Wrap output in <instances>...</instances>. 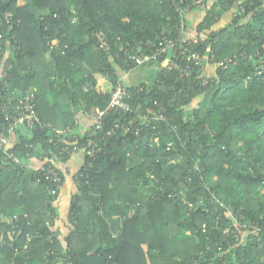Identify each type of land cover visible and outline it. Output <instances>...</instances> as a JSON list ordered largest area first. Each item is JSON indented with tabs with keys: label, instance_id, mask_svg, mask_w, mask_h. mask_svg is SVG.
Returning <instances> with one entry per match:
<instances>
[{
	"label": "trees",
	"instance_id": "1",
	"mask_svg": "<svg viewBox=\"0 0 264 264\" xmlns=\"http://www.w3.org/2000/svg\"><path fill=\"white\" fill-rule=\"evenodd\" d=\"M200 9L204 18L189 28L188 14ZM0 20V74L23 94L38 88L40 118L0 151V264H264V0H0ZM183 22L180 42L212 68L182 55L179 70L167 69L169 51L147 63L157 67L153 82L124 85L119 70H137L125 52L150 53L148 42L175 40ZM191 30L195 43L186 39ZM97 75L121 82L132 110H113L103 130L73 135L76 111L110 105L113 91H99ZM159 105L169 125L105 136ZM65 143L103 147L95 160L84 155L75 175L69 236L56 228L63 172L52 183L41 176L45 163L72 158L61 154ZM235 219L263 231L233 242L224 231Z\"/></svg>",
	"mask_w": 264,
	"mask_h": 264
},
{
	"label": "built area",
	"instance_id": "2",
	"mask_svg": "<svg viewBox=\"0 0 264 264\" xmlns=\"http://www.w3.org/2000/svg\"><path fill=\"white\" fill-rule=\"evenodd\" d=\"M198 2H194L193 4H198ZM178 10H182L183 14H187L189 12L190 5L186 7H180L176 4ZM12 15L6 14L5 19L6 22L9 23L11 21ZM4 26L3 20H0V64L4 61L3 51V43H4V35L1 31V28ZM185 32V22L182 23L180 28V33L175 40H167L163 43L162 46H155L151 42H148V46L153 47L150 53H140L139 55H133L130 52H125L126 63L129 61H133L135 69L141 68L149 62H153L159 60L164 55H167L169 51L173 52L172 56H169L164 63L167 69H180V65L178 61H180L182 55H188V60L195 62L197 65L204 70V58L193 55L190 56L189 50L186 45L180 42L181 37H183ZM100 49L108 50L109 49V38L106 34L100 33ZM197 42L194 40V43ZM60 43L57 41L56 44ZM55 46H51L53 49ZM175 50V52H174ZM7 54V53H6ZM185 60V58H184ZM163 63V64H164ZM226 62H221V66L226 67ZM191 72V66L188 65L186 70L184 71V75L189 76ZM183 75V76H184ZM8 73L7 71L1 72L0 77L4 79L3 90L5 92L4 97H2V101L0 102V151L3 150L6 152V149L11 148L14 145L15 140L17 139L16 133L18 131H22L23 133L29 135L32 130L35 129L36 125H40V118L37 113L36 107V96L35 90L31 92L28 91L27 94H23L19 89L13 88L12 84L7 81ZM207 82H204L206 85ZM131 95L128 93L127 89L123 86L121 82H118L112 93L111 102L108 108L99 109L94 108L88 114V117L93 121L94 129L97 131H101L105 125V119L108 114L115 111H124L130 112L132 110L131 104L129 103V99ZM137 119H141L142 122L140 126L136 127ZM164 122L166 124L171 123V119L166 115L164 107L159 105L158 111L152 113L138 114L136 118L130 121L128 124H116L114 128L108 130L106 132V137L110 138L117 134L118 131L124 130L125 132H132L136 136H139L144 128L152 127V129H156L158 123ZM171 130L176 131L177 128L173 127ZM160 136L161 133L158 132ZM175 142L170 141L167 143V150L172 151L175 147ZM103 152V147H73L70 144L65 143V146L62 148L61 154L67 155H77L83 154L87 156L91 161L95 160L99 154ZM18 163L19 160L15 159ZM91 165V162H90ZM41 176L47 180L49 183L57 182L60 180V172L57 165L45 163L44 167L41 170ZM233 217V216H232ZM246 230L254 232V234L258 235L261 231H263L262 225L257 222L256 224H243L237 222L235 219V227L229 226L224 231L225 236L231 237L233 242L238 241L245 234ZM222 248V246H221Z\"/></svg>",
	"mask_w": 264,
	"mask_h": 264
},
{
	"label": "crops",
	"instance_id": "3",
	"mask_svg": "<svg viewBox=\"0 0 264 264\" xmlns=\"http://www.w3.org/2000/svg\"><path fill=\"white\" fill-rule=\"evenodd\" d=\"M190 20L188 19V24L186 23L188 26L191 22ZM183 36L185 37V33ZM186 39L192 40L189 38H186ZM50 49L52 50L51 47ZM45 57L47 58V60L48 59L50 60V57H51L50 53L45 54ZM165 65L166 63L163 64V66ZM152 67L155 69L156 74H157V67L155 65H152ZM137 70L131 73L119 70L118 74L120 76L121 82H123L124 85H127V86H137L143 83L149 84L150 82L146 79V77L145 76L141 77L138 74V72H136ZM97 77H98V90L99 91L101 92L113 91L114 85L108 77L100 76V75H97ZM155 77L153 81L155 80ZM37 90L38 88L35 87V91ZM75 119H76V124L71 132L73 135L84 136L91 132V129L94 126H93V121L88 117V114L76 111ZM36 162L38 161L35 160V163ZM56 164L58 168L63 172L64 178H65L62 191H61L60 200L57 204V212L59 215V221H58L56 228L60 229L63 232L62 234L64 236H69V234L72 231V228L70 229V223L68 221L69 220L68 219L69 206H70L71 199L77 192V186H76L77 180L75 178V175L78 174V172L84 167L85 156L83 154L73 155L72 158H70L66 163L57 162Z\"/></svg>",
	"mask_w": 264,
	"mask_h": 264
},
{
	"label": "rangeland",
	"instance_id": "4",
	"mask_svg": "<svg viewBox=\"0 0 264 264\" xmlns=\"http://www.w3.org/2000/svg\"><path fill=\"white\" fill-rule=\"evenodd\" d=\"M26 2V0H20V3L21 4H24ZM204 15H205V10H202L200 9L199 12H195V13H189L188 14V19L190 20L191 18V22L189 24V27L191 29H195L196 26H198V24L201 22V20L204 18ZM231 20H230V14L226 15L222 20H221V25L225 26L227 25L228 23H230ZM185 31H186V28H185ZM190 35H188L186 38H189V39H192V40H197V37H196V32L194 30H191ZM211 65H209L208 63L204 62V70L206 71H209L208 69L209 68H212L210 67ZM212 70V69H211ZM136 72H138V74L142 77V76H145L146 79L149 81V82H152L155 75H156V71L155 69L149 65V64H146L144 66H142L140 69H138ZM210 74V72L208 73ZM212 74V73H211ZM194 106V105H193Z\"/></svg>",
	"mask_w": 264,
	"mask_h": 264
}]
</instances>
